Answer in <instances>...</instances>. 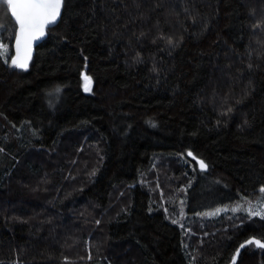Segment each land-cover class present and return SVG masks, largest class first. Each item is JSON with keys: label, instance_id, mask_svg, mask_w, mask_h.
Masks as SVG:
<instances>
[{"label": "trees", "instance_id": "16d2710c", "mask_svg": "<svg viewBox=\"0 0 264 264\" xmlns=\"http://www.w3.org/2000/svg\"><path fill=\"white\" fill-rule=\"evenodd\" d=\"M16 32L0 0V264H230L264 242V218L200 215L264 201V0H65L27 70ZM158 160L178 223L145 183Z\"/></svg>", "mask_w": 264, "mask_h": 264}, {"label": "rangeland", "instance_id": "374dc122", "mask_svg": "<svg viewBox=\"0 0 264 264\" xmlns=\"http://www.w3.org/2000/svg\"><path fill=\"white\" fill-rule=\"evenodd\" d=\"M14 55V53H13ZM12 55V56H13ZM11 56V57H12ZM10 57V61H11ZM86 82L84 81V84ZM91 87V82L88 83V88ZM157 163L159 165L155 168L153 173L149 174L146 177L145 183L150 188V191L153 195L154 201L165 209L166 215L175 222H179L182 219L183 213L187 214L185 202L181 197L182 192L184 190L182 185L184 184L181 177H178V174L173 173L167 167L170 166L169 161L165 160H158ZM143 182V180H142ZM179 186V187H178ZM174 190H178V194L174 193ZM185 194V192H183ZM183 194V195H184ZM185 196V195H184ZM263 197V195H262ZM262 197H258L257 199H243L236 203H228L222 206H218L211 210H206L201 212L202 219H209V218H217L227 213H247L251 216H258L260 218H264V211H262L261 215H254L253 213L257 210H264V201ZM192 221H190L191 223ZM199 221H194V223ZM189 222H185L187 229L185 233L186 235L193 233V227ZM183 225V224H182ZM190 235L187 236L190 239ZM189 243V240H187Z\"/></svg>", "mask_w": 264, "mask_h": 264}, {"label": "snow or ice", "instance_id": "6c2138e0", "mask_svg": "<svg viewBox=\"0 0 264 264\" xmlns=\"http://www.w3.org/2000/svg\"><path fill=\"white\" fill-rule=\"evenodd\" d=\"M10 6L12 14L19 24V32L15 34V47L17 55L11 57V63L18 68L27 67L28 51L33 40L43 35L47 25L56 21L60 15V9L63 0H6ZM23 48V56L20 55ZM0 58L9 59L8 51L5 45L0 44ZM85 90L88 91L89 77L85 76ZM192 156V153H188ZM195 159V157H194ZM201 168L206 165L203 161H198ZM264 191V189H262ZM264 210H257L253 214L261 215ZM175 223V221H173ZM259 247L264 248V243L256 242Z\"/></svg>", "mask_w": 264, "mask_h": 264}, {"label": "water", "instance_id": "95a60500", "mask_svg": "<svg viewBox=\"0 0 264 264\" xmlns=\"http://www.w3.org/2000/svg\"><path fill=\"white\" fill-rule=\"evenodd\" d=\"M64 4H65V0H63V4H62L61 9H60V15L57 17L56 21H55L54 23H52V24L47 25V26L45 27V29H44V33H43V35L39 36L37 39H35V40H33V41L31 42V44H30V48H29V51H28V56H29V58L27 59V67H26V68H19V69H21V70H27V69L30 67V64H31V62H32V59H33L34 52H35L36 48H37L41 43H43L44 40L46 39V37H47V31H48L50 28H52L53 26H55V25L59 22V20H60V18H61V16H62V13H63ZM9 8H10V6H9ZM10 11H11V8H10ZM11 16H12V19L14 20V22L16 23V26H17V32H16V34H18V32H19V24H18V22L16 21L15 16L12 14V11H11ZM15 44H16V41H14V43H13V53H14L13 57H15V56L17 55ZM23 54H24V53H23V48H22V49H21V53H20V55L23 56ZM199 166H200V165H199ZM202 169L206 170V167H205V168H202ZM257 241H259L260 243H264V242H262L261 240H259V239H257V238H254V237L248 239L247 241H245V242L239 247V249L237 250V252H236L235 256L233 257V259H232V261H231L230 264H237L238 261H239V258H240V256H241V254H242V252H243V251L246 249V247H248L249 245H251V244H255L257 247H259L258 244L256 243ZM259 248H262V247H259ZM262 249H264V248H262Z\"/></svg>", "mask_w": 264, "mask_h": 264}]
</instances>
